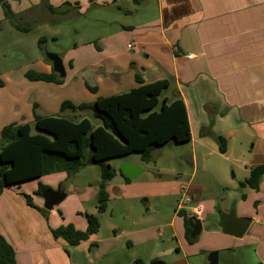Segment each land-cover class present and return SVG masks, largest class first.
Listing matches in <instances>:
<instances>
[{"label":"crops","instance_id":"0c3cea01","mask_svg":"<svg viewBox=\"0 0 264 264\" xmlns=\"http://www.w3.org/2000/svg\"><path fill=\"white\" fill-rule=\"evenodd\" d=\"M49 3L54 8L69 3L70 13L80 15L96 9L110 11L115 16L112 21L115 27L98 42L75 44L69 58L63 59L66 80L62 85L31 81L20 73H10L4 81L0 75L5 82L0 88V132L11 124H30L34 131L35 107L40 116H58L66 101L92 104L99 98L130 92L141 86L137 76L145 85L168 81L170 85L162 99H181L189 120L191 141L185 144L186 164L193 170L192 177L202 172L203 178L213 181L218 190L213 199L204 198L206 181L195 186L192 179L188 182L190 192L198 195L196 204L204 209L203 229L198 245L187 242L184 219L179 215L185 210L179 209V200L171 226L179 225L177 250L184 259L173 264H192L191 259L205 251H198L200 244L208 252L219 253V264H249L250 250L255 258L252 264H264V176L259 190L246 184L252 169L264 167V0H49ZM37 67V73L54 72L52 63L44 59L37 62ZM73 114L67 111L63 115L72 120ZM216 137L226 140L225 154L219 151ZM0 143L2 146L1 139ZM163 155L164 149L154 153L156 164ZM229 170L234 171L232 179ZM158 171L154 173L159 179L153 174L157 192L133 187L136 191L128 199L144 201L176 194L178 187L175 189L173 185L170 192L163 191L166 172L162 167ZM82 174L80 171L68 178L65 172L56 173L3 192L0 228L15 249L18 264H126L119 261V251H114V245L128 237L125 230L115 229L114 236L108 239H100L97 233L78 246L56 240L52 235V229L68 224L85 231L88 214H104L112 203L125 200L124 185L141 184L136 183L140 176L117 186H112L111 181L106 188L108 208L100 213L96 204L90 210L87 207L97 201L100 183L95 188L91 181L75 184ZM180 183L181 195L183 183ZM40 184L51 190L62 187L67 193V198L49 211L48 219L31 208L24 197L32 196L34 204L44 209V200L34 195ZM27 185V190L21 189ZM71 196L74 199L70 206L63 205ZM145 203L148 214L158 211L157 206L151 208ZM70 207L78 212L77 217L68 215ZM231 210L237 217L252 221L243 238L222 231L221 216ZM143 238L147 241L152 236ZM141 241L139 238L138 242ZM138 261L131 259L128 264Z\"/></svg>","mask_w":264,"mask_h":264},{"label":"trees","instance_id":"16d2710c","mask_svg":"<svg viewBox=\"0 0 264 264\" xmlns=\"http://www.w3.org/2000/svg\"><path fill=\"white\" fill-rule=\"evenodd\" d=\"M47 9L53 14L67 15L71 5L66 3L61 8H54L49 0H44ZM141 0H135L139 2ZM1 3V2H0ZM6 16L10 10L3 4ZM1 32V29H0ZM42 46L45 41H39ZM48 59V58H47ZM71 66V64H70ZM26 77L31 81H42L62 85L66 78H60L55 72L51 74L28 72ZM141 85L130 92L99 98L92 104L75 105L66 101L61 105V114L45 117L34 111V134L30 124H11L0 132L2 146L0 150V197L3 192L24 182L38 180L44 176L65 172L68 178L74 177L83 168L93 164L101 167L100 191L97 197L98 209L103 213L108 208L109 194L107 185L118 174L113 169L110 160L138 153L144 163L154 162V153L174 144H187L191 141V132L186 107L181 99L170 101L161 99L163 92L169 87L168 81L154 84H143V79L137 76ZM5 82L0 77V88ZM67 111L84 113L91 111L93 116L101 120L102 125L94 128L91 120L83 118L75 122L63 114ZM219 151L227 152V142L222 137H216ZM91 149L90 158L85 159V151ZM120 175L121 170H120ZM264 167L252 169L246 184L253 190H259ZM124 177V176H123ZM127 183L132 181L125 178ZM49 190L40 184L35 196ZM27 204L39 211L48 219L49 211L37 207L33 197L24 195ZM62 216V212H60ZM184 219L185 236L189 244L197 239L190 237L192 229L189 226V215L185 211L179 213ZM88 226L85 231L78 230L68 224L52 229L56 240H64L71 246H78L97 234L101 224L97 215H87ZM139 264H144L138 261ZM0 264H18L16 252L7 241L0 228Z\"/></svg>","mask_w":264,"mask_h":264},{"label":"rangeland","instance_id":"374dc122","mask_svg":"<svg viewBox=\"0 0 264 264\" xmlns=\"http://www.w3.org/2000/svg\"><path fill=\"white\" fill-rule=\"evenodd\" d=\"M0 2V75L4 81L6 75L9 76L8 74L10 73H20L22 75H26L28 72L36 73L37 62L40 59L49 61L47 53L57 54L62 59L67 60L75 44H85L91 40L98 42L100 38L108 35L112 26L115 27V24L112 23L115 16L110 11L107 12L102 9H96V11H90L84 15L70 13L63 16L51 13L47 9L44 0H0ZM3 4H6L10 10L9 17L6 16ZM42 39L45 44L41 46L39 41ZM163 96L164 94L161 95V99ZM82 118L91 120L94 128L102 125L101 120L96 119L91 111L77 112L73 114L72 120L78 122ZM33 133L36 134L37 130L34 129ZM172 146L171 148L170 146L164 148L163 158L159 159V162H157V159V164L155 161L148 164L144 163L138 153L107 162L118 172L115 179H113L114 181L112 180V186L125 184V180L119 173L124 164L140 165L145 172L136 182L141 183L140 185L131 187L124 185V194L127 196H125L123 202L112 203L108 211L100 216L98 215L101 224L98 232L100 239L112 238L115 231L121 232V230H125L128 232V237L121 240H124L123 243L120 241L114 245V251H119V261L126 264L131 259L140 260L144 264H151L152 261L154 264V260L163 261L167 264L183 260V254L177 250L180 246L178 244L179 236L177 235L179 225L176 227L174 225L171 226L174 209L181 196L179 183L181 181L188 183L192 179L193 186H195L200 182L206 181L207 189L203 195L204 198L213 199L218 192L214 182H209L208 179L203 178L202 172L196 178L192 177L193 170L186 164V154L184 152H187V147L185 144H174ZM90 153L91 149L85 151L84 158L86 160L90 158ZM160 167L164 168L166 172L161 188L165 192H170V188L173 185L175 189L178 187V190L175 191L176 194L173 193L172 195H167L168 197H158L157 199L152 197L150 200L145 199L144 201L128 199L136 191V188L133 187H143L144 189L147 188L157 192V186L153 184V174L159 179L156 173L159 172L158 169ZM100 171L101 167L99 164L83 168L81 170L83 174L79 176L80 178L76 180L75 184L91 181V185L95 188L96 184L101 182ZM179 175H181L182 179L177 178ZM228 175L229 179H232L234 171L229 170ZM81 177L85 178L80 180ZM22 188L27 190L29 186H22ZM70 192L72 195L75 194L73 189ZM195 195L198 198V195ZM73 199V196H71L63 205L70 206ZM145 201L150 204L151 208L157 206L159 208L158 211L148 214ZM206 201L203 202L206 203ZM95 204L96 206L99 205L98 200L95 203H88V210L94 207ZM67 212L72 218L78 215V212L71 207L68 208ZM146 229L151 231L143 234L142 231ZM144 235H150L152 238L145 241ZM200 237L194 243L195 245H198L196 243ZM205 237L206 240L210 239L208 236ZM139 238L142 239L141 242H138ZM125 240L131 243L128 244ZM203 245H199L198 251H205L202 256L192 258V264H208L207 259H209V255L212 252H208V249ZM247 258L249 264L255 261L253 250L248 251Z\"/></svg>","mask_w":264,"mask_h":264},{"label":"water","instance_id":"95a60500","mask_svg":"<svg viewBox=\"0 0 264 264\" xmlns=\"http://www.w3.org/2000/svg\"><path fill=\"white\" fill-rule=\"evenodd\" d=\"M47 58L52 63L54 72L58 74L60 78H65L66 69L63 59L59 55L53 53H47ZM143 172V168L130 164H124L121 167V174L131 181L136 180L143 174ZM41 198L44 200V209L47 211H52L67 198V193L62 187H58L56 190L49 189L45 191L41 194ZM251 222L252 221L250 219L237 217L235 211L233 210L221 216V226L223 233L236 238H243V236L247 233ZM189 226L192 229L190 237L192 239H197L201 235L203 229L201 220L190 218ZM208 260L209 264H219V253L212 252L209 255ZM154 264L166 263L163 261H157Z\"/></svg>","mask_w":264,"mask_h":264},{"label":"built area","instance_id":"2783aa9c","mask_svg":"<svg viewBox=\"0 0 264 264\" xmlns=\"http://www.w3.org/2000/svg\"><path fill=\"white\" fill-rule=\"evenodd\" d=\"M128 47H131V45H128ZM188 58L192 59V55H189ZM189 187V183L182 184L179 209L188 211L191 218L201 220L203 217L204 209L201 204H196V196L190 192Z\"/></svg>","mask_w":264,"mask_h":264}]
</instances>
